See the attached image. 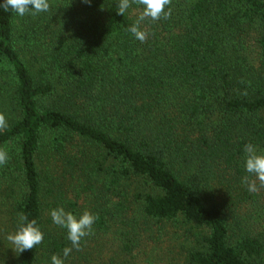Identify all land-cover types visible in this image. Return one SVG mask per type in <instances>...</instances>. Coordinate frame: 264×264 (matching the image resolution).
Returning a JSON list of instances; mask_svg holds the SVG:
<instances>
[{"label":"trees","instance_id":"obj_1","mask_svg":"<svg viewBox=\"0 0 264 264\" xmlns=\"http://www.w3.org/2000/svg\"><path fill=\"white\" fill-rule=\"evenodd\" d=\"M1 200L0 264H264V0H0Z\"/></svg>","mask_w":264,"mask_h":264},{"label":"rangeland","instance_id":"obj_2","mask_svg":"<svg viewBox=\"0 0 264 264\" xmlns=\"http://www.w3.org/2000/svg\"><path fill=\"white\" fill-rule=\"evenodd\" d=\"M7 203L0 201V235L8 236L3 239L2 249L13 248L10 234L7 235L9 227V214ZM126 217L128 216H108V224L110 228L103 232H95L89 230V224H85L83 232H89L86 241L88 260L91 262L113 259L114 264H182L185 261L186 247L191 243L182 235H176L172 231L165 229L162 231L158 243L154 240L136 242L131 252H124L123 242L119 237L123 236V232H132V227L127 225ZM115 232H114V229ZM156 229L158 226L155 227ZM133 239V238H132ZM134 242V239H133ZM148 243V244H147ZM109 262V261H107ZM91 264V263H88Z\"/></svg>","mask_w":264,"mask_h":264}]
</instances>
